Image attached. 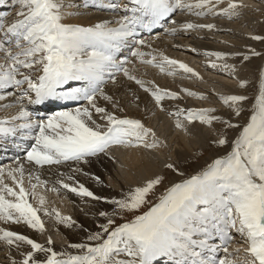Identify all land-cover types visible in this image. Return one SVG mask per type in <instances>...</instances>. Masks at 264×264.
Listing matches in <instances>:
<instances>
[{"label":"snow or ice","instance_id":"snow-or-ice-1","mask_svg":"<svg viewBox=\"0 0 264 264\" xmlns=\"http://www.w3.org/2000/svg\"><path fill=\"white\" fill-rule=\"evenodd\" d=\"M6 3L15 12L0 14V112L5 113L0 151L22 153L0 166V245L7 250V264H264V47L201 53L179 42L206 40L205 32H231L201 21L236 20L249 5L243 0H0ZM92 9L107 16L69 22ZM161 29L178 41L173 47L203 54L209 67L236 81V91L214 93L224 112L181 107L182 93L208 97L137 74L136 66L143 65L203 79L154 46L152 34ZM248 39L264 46V34L250 33ZM254 58L260 63L254 65ZM141 103V117L128 114L130 104L140 109ZM156 110L174 117V127L187 136H194L191 128L197 124L212 129L209 155L200 148L191 157L166 161L162 170L116 194L91 190L88 181L108 186L92 169L105 157L115 160L116 150L168 147L146 123ZM38 189L80 198L88 205L80 211L91 217L92 226L49 207ZM45 217L83 238L57 249L51 234L39 242L11 227L43 235L49 231ZM234 243L242 247L233 248Z\"/></svg>","mask_w":264,"mask_h":264},{"label":"bare ground","instance_id":"bare-ground-1","mask_svg":"<svg viewBox=\"0 0 264 264\" xmlns=\"http://www.w3.org/2000/svg\"><path fill=\"white\" fill-rule=\"evenodd\" d=\"M247 1V0H245ZM10 4V3H9ZM8 3L4 5H0V14L3 13H14L15 9L8 5ZM5 6L8 8L6 10ZM256 7L254 6L252 12L247 10H243V14L239 19L236 20H228L227 23L220 22L217 20H213V18L206 19L201 22H214L218 26L223 29H231V32L223 31L221 32L223 35L220 36L218 33H201V35L207 36L208 39L201 40V41H192V40H182L179 41L183 45L185 42H190L194 47L200 49L201 53L205 50H225V51H235L236 49H242L246 45H251L255 48L260 44L259 42L251 41L248 39V32L253 31L256 34H264V26L261 31H257V25H262L264 23H260L261 19L264 18L263 14L256 12ZM261 8V7H260ZM4 11H3V10ZM262 9V8H261ZM2 10V11H1ZM107 13L98 12L94 9L88 10V14L84 16H74L69 18V22L77 23H89L94 22L98 18L106 17ZM179 18V17H178ZM195 19V18H193ZM264 20V19H263ZM247 25V27H245ZM244 28V29H243ZM259 28V26H258ZM252 29V30H251ZM159 39H156V37ZM154 40V46L161 48L172 58H175L178 55H181L182 58H185L187 63L190 66V59H187V55L183 53H187L190 51H185L183 49H177L173 47L178 41L174 40L172 37L170 38L164 32L155 33L152 35ZM156 40H158L156 44ZM173 40V42H170ZM220 41H227V44L220 43ZM189 43V44H190ZM232 45H235L236 48H232ZM264 47V46H263ZM179 58V57H178ZM229 63L233 61L229 60ZM138 69L137 74L142 76L144 79H155L156 82L164 87H168L172 90L179 91L181 87H187L190 90L201 92L208 97V99H197L195 97H188L182 93L184 96L183 100L180 101L181 107H205V108H216L218 112H224L225 109L221 106L220 101L217 98V95L220 94L219 89L226 90V93L230 91H236L237 85L233 84L234 82L229 80L225 81H217L215 82L212 79H206L207 74L201 73L199 67L195 68L193 65L190 66L195 69L203 79L197 78H187L186 74L180 73L176 74L175 76L167 75L166 73H161L159 70L151 67H140L139 65L136 66ZM216 80V79H215ZM215 82V83H214ZM196 87H194V86ZM212 86V87H211ZM132 87H136L133 85ZM214 88V89H213ZM224 92V91H223ZM215 93V94H214ZM140 96L146 102L145 94L141 91ZM225 94V93H223ZM117 96L125 99L126 101H131V96L128 95L127 97L123 96V93L117 90ZM191 99V101L189 100ZM204 101L205 103H201ZM176 102H167L166 104H175ZM143 103H141V108L137 109L134 104H130L128 109V114L135 116L137 118L143 115L142 112ZM5 115L4 112H0V117ZM146 123L149 127H152L156 130L157 135L160 137L161 140L166 141L168 147H163L152 150L151 152L145 151L143 149H129L127 151L124 150H116L114 155L116 159L113 161H109L107 157L104 158L103 164H97L93 167L92 171L101 174L102 179L104 180L105 185L107 187H100L91 181H88L87 184L91 190L97 192L98 194H116L119 191L127 187L129 185H135L143 181V179L151 175L152 172H158L162 170L164 162V156H170L173 159H177L180 156L187 158L188 156L192 155L197 149L203 148L207 146V138L213 135V130L200 126L197 124L195 127L191 128V131L194 133V136L190 137L185 135L179 129L174 127V117H171L165 113H161L156 110L155 115H151L150 113L147 116ZM12 163V162H11ZM6 164L3 166L10 165ZM45 177L48 176V173H44ZM83 179V178H82ZM38 195H44L48 206L51 208H56L64 215H71L74 219H77L80 222H85L92 226V219L91 217H85L84 214L80 211V208H87L88 205H85L80 198L75 197L74 195L65 196L64 194L58 195L53 191H43L41 189L37 190ZM53 194L56 197L57 202H52L47 195ZM53 200V198H52ZM75 201V203H73ZM103 206V205H101ZM66 213V214H65ZM46 227L48 228V232L41 235L36 233L31 229H27L22 225H12L11 227L17 228L19 231L26 233L34 238H36L39 242H44L47 235L51 234L53 239L55 240V247L60 249L62 246L66 245L69 242H78L80 239L83 238L82 233H78L76 230H69L62 225H56L51 218L45 217ZM57 229H59L57 231ZM233 248L235 247H242V245L233 244ZM231 250V249H230ZM0 264H7L6 255L7 250L0 245ZM241 257L243 256V252H241Z\"/></svg>","mask_w":264,"mask_h":264},{"label":"rangeland","instance_id":"rangeland-1","mask_svg":"<svg viewBox=\"0 0 264 264\" xmlns=\"http://www.w3.org/2000/svg\"><path fill=\"white\" fill-rule=\"evenodd\" d=\"M243 3H245V4H248L249 5V7L247 8V10H249V11H251L252 12V10H253V7L256 5V6H259V7H256L257 9H256V12L257 13H261V14H263L264 13V0H247V1H245V0H243ZM9 4V3H8ZM262 9H261V8ZM245 11H246V9H244ZM263 17H264V15H263ZM210 17H208L207 19H209ZM264 18H262L261 19V21H260V23H264V20H263ZM215 20H217V19H215ZM218 21H220V22H225V23H227V19H225V18H220V19H218ZM258 26H259V28H258ZM263 26H264V24H262V25H257L256 27H257V31L259 30V31H261L262 29H263ZM245 27H247V25H245ZM244 29V28H243ZM252 30V29H251ZM247 32H248V34H249V30H247ZM250 33H254L253 31H250ZM219 34V33H218ZM220 36H222L223 34L220 32V34H219ZM171 38V37H170ZM156 42V44H157V42H158V40H156L155 41ZM170 42H173V40H170ZM190 42H185L184 44L186 45V46H190V47H194L191 43L189 44ZM261 47H263L261 44H259L258 46H257V50H260V48ZM184 55H187L186 57H188L187 59H190V66H194L195 68H197V67H199V68H201L200 69V71H201V73H203V74H207V80L208 79H212L213 78V80L215 81V82H217V81H222V80H224L225 79V81H226V79H227V81L229 80V82L230 81H232V82H234L233 84H236V81L235 80H233V79H231V77L229 76V75H227V74H225L223 71H220V70H214V69H212L211 67H209L208 66V62H209V58L208 57H206V56H204L203 54H201V55H196V54H194V53H192L191 51L190 52H187V53H183ZM179 57V58H178ZM176 59H179V60H181V61H183V62H187L186 61V59L185 58H182L181 57V55H178V56H176L175 57ZM260 63V60L259 59H253V64L255 65V64H259ZM140 67H143V65H139ZM156 70H158V69H156ZM177 74H180L179 72L177 73ZM216 79V80H215ZM214 82V83H215ZM237 85V84H236ZM194 86V85H193ZM194 87H196V86H194ZM212 87V86H211ZM214 89V88H213ZM219 91H222V92H219L220 94H223V93H226V90H221V89H219ZM224 91V92H223ZM189 100V99H188ZM189 101H191V99L189 100ZM201 103H205L204 101H201ZM220 107H222V105L220 106ZM234 134V133H233ZM203 149H205V157L207 156V155H209V153L206 151V149H207V146H205V147H203ZM195 153V152H194ZM193 153V154H194ZM193 154L192 155H190V156H188V157H191V156H193ZM164 159L166 160V161H172V160H176V159H173V158H171L170 156H167V155H165L164 156ZM203 162H204V160H203V158L200 160V163L201 164H203ZM194 167H196V164H195V162H193L190 166H188V170L189 171H191L192 170V168H194ZM48 196V198H50L51 199V201L52 202H57V199H56V197H54V195L53 194H49V195H47ZM52 198H53V200H52ZM66 214V213H65ZM2 251H0V253H1Z\"/></svg>","mask_w":264,"mask_h":264}]
</instances>
